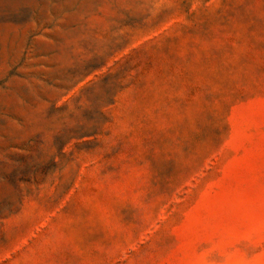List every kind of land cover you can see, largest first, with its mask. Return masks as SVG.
Returning a JSON list of instances; mask_svg holds the SVG:
<instances>
[{
  "label": "rangeland",
  "instance_id": "1",
  "mask_svg": "<svg viewBox=\"0 0 264 264\" xmlns=\"http://www.w3.org/2000/svg\"><path fill=\"white\" fill-rule=\"evenodd\" d=\"M0 264H264V0H0Z\"/></svg>",
  "mask_w": 264,
  "mask_h": 264
}]
</instances>
